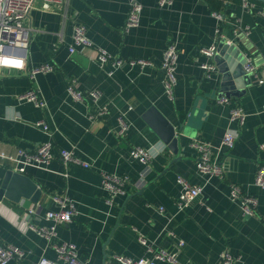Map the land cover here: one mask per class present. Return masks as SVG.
I'll return each instance as SVG.
<instances>
[{"label":"crops","instance_id":"crops-1","mask_svg":"<svg viewBox=\"0 0 264 264\" xmlns=\"http://www.w3.org/2000/svg\"><path fill=\"white\" fill-rule=\"evenodd\" d=\"M132 1L68 0L60 5L37 0L25 22L32 33L21 54L22 70L0 69V155L6 156L0 158V189L7 171L21 173L24 167L22 175L43 192L38 203L0 199V240L24 253L9 264L57 260L52 243L30 227L50 225L45 215L59 209L57 199L71 200L78 212L71 223L58 226L57 239L74 244L86 264H121L114 256L147 257L149 246L175 255L176 264H264V189L254 185L264 163V0H172L165 7L161 0H137L143 7L141 23L126 29ZM78 24L112 61L125 64L103 67L90 51L72 55L69 47ZM224 38L258 67L257 75L249 74L237 61L243 76L228 87L231 104L220 103L224 76L215 58L202 52L218 49ZM171 44L178 48L179 62L175 101L170 103L161 66ZM137 60L152 66L130 64ZM207 61L216 71L202 68ZM44 65L55 70L33 77L27 73ZM72 87L83 100L74 98ZM29 91L38 92L43 108L20 99ZM94 91L102 95L97 106L89 96ZM152 106L175 126L181 138L177 153L145 120ZM234 106L244 108L243 127L231 121ZM105 107L108 111L101 114ZM122 120L129 125L124 136ZM40 122L49 129L37 126ZM229 130L240 132L232 151L222 147ZM195 141L211 145L221 176L197 171ZM46 142L53 143L57 157L49 165L17 162L21 149L35 152ZM137 147L150 150V163L132 157ZM62 150L93 168L66 165L59 157ZM105 174L129 178L126 194L112 203L103 186ZM179 176L203 186L184 209L178 207L183 192ZM232 186L256 197L254 215H246L241 198L232 197ZM226 255L233 258L230 263L224 262Z\"/></svg>","mask_w":264,"mask_h":264},{"label":"built area","instance_id":"built-area-1","mask_svg":"<svg viewBox=\"0 0 264 264\" xmlns=\"http://www.w3.org/2000/svg\"><path fill=\"white\" fill-rule=\"evenodd\" d=\"M37 0H0V69L10 67L12 69H21L20 63L23 62L22 53H25L29 48L31 30L25 25L28 20L31 11L35 8ZM48 4H66L68 0H43ZM247 4V0H245ZM160 5L162 7L173 5L172 0H161ZM143 11L142 5L134 0L131 2V8L127 18L126 29L137 28L141 23V14ZM215 17L222 22L223 17L220 14H215ZM72 43L70 44V53L74 55L77 52L90 51L92 58L99 63L101 66H105L112 62L116 66H122L125 61L118 60L112 61V56L107 53L104 49H99L95 46L93 41L88 35V30L84 25L78 24L74 27ZM217 47L213 46L209 49H204L202 52L212 60L216 54ZM179 62V51L176 45L171 44L164 53L163 62L161 69L164 73V87L165 97L171 103L175 101V88L178 84L177 68ZM132 65H141L143 67L152 66V63L147 60L131 61ZM202 68L207 72L216 71V67L212 62L207 61L202 65ZM245 71L249 74L257 75L258 67L255 65L252 58L248 57L245 63ZM55 70L53 65H44L43 67L27 71L32 77L39 73H50ZM264 81H260L263 83ZM71 94L76 100H83L82 94L71 88ZM94 105L101 101V92L94 91L89 94ZM22 101L33 102L37 107L43 108L45 103L40 99L38 92L29 91L28 93L20 97ZM220 103L231 104V100L227 97L220 98ZM108 108L105 107L101 114H105ZM231 121L238 123L240 126H244L246 122V113L244 108L234 106L231 108ZM37 126H43V129L48 130L49 126L43 122L37 124ZM129 130V125L122 120L120 135L124 136ZM240 132L235 130H229L225 134L222 147L228 151H232ZM193 148L198 153L197 171L205 176H221L223 174V168L220 162L215 158L214 150L210 144L203 143L201 141H195L192 144ZM18 155L19 159H16L18 163L24 164L25 166H47L56 157L53 152V143L46 142L35 152H28L26 150H20ZM59 157L65 162L66 165H78L86 169L93 168V165L89 162L81 160L79 157L73 154L72 151L62 150L60 151ZM132 157L144 164H148L152 160L150 150L137 147L133 149ZM2 160L6 159V156L1 154ZM21 173L25 171L22 167L19 169ZM178 182L183 187V192L178 200L179 209L189 207L193 200L197 199L203 191V186L193 185L182 176L178 177ZM126 181L129 178L121 179L117 175L105 174L103 178V186L111 195L109 202L112 203L117 195L126 194ZM255 187L264 189V163L260 164L256 178L254 181ZM232 197L234 199L241 198L243 203V210L246 215H254L256 213L257 199L254 195L246 194L238 186H232ZM59 209L54 211H48L45 215V219L50 223L49 226L30 227L37 232L38 235L45 238L52 243L55 252L57 253V260L53 261L46 257L42 258L39 264H86L79 258L77 247L74 244L68 242H60L57 239V228L59 225H65L71 223L73 218L77 215L76 205L68 199L58 200ZM161 213L164 209L159 210ZM34 212V210H31ZM142 245H146L147 241L143 238L140 239ZM184 242H180L182 247ZM150 255L147 257H141L139 259H132L122 256H114V259L121 264H176V256L163 250L154 249L149 246ZM24 253L13 246H5L0 240V264H9L15 258L23 257ZM233 258L229 255L225 256L224 262L230 263Z\"/></svg>","mask_w":264,"mask_h":264},{"label":"water","instance_id":"water-1","mask_svg":"<svg viewBox=\"0 0 264 264\" xmlns=\"http://www.w3.org/2000/svg\"><path fill=\"white\" fill-rule=\"evenodd\" d=\"M218 69L223 74V96L229 98L233 93L228 92V87L233 79L239 80L243 76L241 63H246V59L240 52L238 45L229 43L228 39L221 40L217 53L214 56ZM242 93H236L240 96ZM145 120L159 137L170 145L175 153L179 151L181 138L175 126L155 107L152 106L145 114ZM42 189L28 175L9 170L6 172L2 187L0 189V199H9L19 203L22 199H28L33 203H38Z\"/></svg>","mask_w":264,"mask_h":264}]
</instances>
